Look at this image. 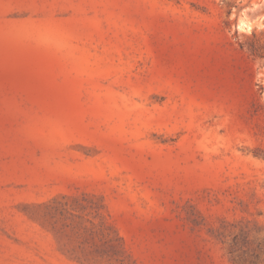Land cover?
<instances>
[{"label":"rangeland","instance_id":"rangeland-1","mask_svg":"<svg viewBox=\"0 0 264 264\" xmlns=\"http://www.w3.org/2000/svg\"><path fill=\"white\" fill-rule=\"evenodd\" d=\"M0 264H264V0H0Z\"/></svg>","mask_w":264,"mask_h":264},{"label":"bare ground","instance_id":"bare-ground-1","mask_svg":"<svg viewBox=\"0 0 264 264\" xmlns=\"http://www.w3.org/2000/svg\"><path fill=\"white\" fill-rule=\"evenodd\" d=\"M244 23V22H243Z\"/></svg>","mask_w":264,"mask_h":264}]
</instances>
